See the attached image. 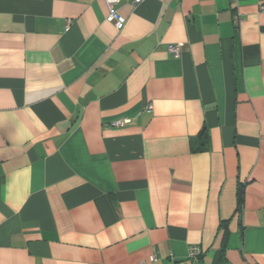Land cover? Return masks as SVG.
Segmentation results:
<instances>
[{"label":"crops","instance_id":"obj_1","mask_svg":"<svg viewBox=\"0 0 264 264\" xmlns=\"http://www.w3.org/2000/svg\"><path fill=\"white\" fill-rule=\"evenodd\" d=\"M263 5L0 0V264H264Z\"/></svg>","mask_w":264,"mask_h":264},{"label":"built area","instance_id":"obj_2","mask_svg":"<svg viewBox=\"0 0 264 264\" xmlns=\"http://www.w3.org/2000/svg\"><path fill=\"white\" fill-rule=\"evenodd\" d=\"M106 7H107V15L105 17V20L111 24L114 25L115 29L117 31H121L126 23V18L119 12V9L116 7L117 4L120 3L121 0H103ZM125 2L129 3L132 7H135L142 3L144 0H124ZM236 3L238 0H235ZM261 10L264 11V5L261 7ZM169 51L176 57L179 56L180 53V46L179 45H173L169 46ZM148 110H151V106L147 107ZM128 120L123 121H116L112 122L110 125L111 127H123L126 124H128ZM201 249L199 247H192L189 251V258L191 261L196 262L198 258L201 256ZM156 261V258L154 256H151L148 259V263H153ZM140 264H146V263H140Z\"/></svg>","mask_w":264,"mask_h":264},{"label":"trees","instance_id":"obj_3","mask_svg":"<svg viewBox=\"0 0 264 264\" xmlns=\"http://www.w3.org/2000/svg\"><path fill=\"white\" fill-rule=\"evenodd\" d=\"M204 135V139L202 138L201 139V142H200V145H199V148L202 149L206 146L207 144V140H206V134H203ZM241 196H242V190L241 188L239 189L238 191V197H239V201L241 202Z\"/></svg>","mask_w":264,"mask_h":264}]
</instances>
